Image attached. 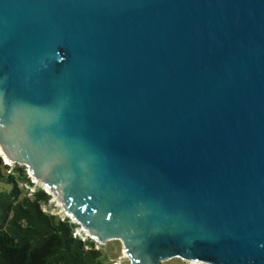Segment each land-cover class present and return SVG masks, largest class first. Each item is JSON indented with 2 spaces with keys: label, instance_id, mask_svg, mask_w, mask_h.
Instances as JSON below:
<instances>
[{
  "label": "water",
  "instance_id": "1",
  "mask_svg": "<svg viewBox=\"0 0 264 264\" xmlns=\"http://www.w3.org/2000/svg\"><path fill=\"white\" fill-rule=\"evenodd\" d=\"M0 155L131 264H264V0H0Z\"/></svg>",
  "mask_w": 264,
  "mask_h": 264
},
{
  "label": "trees",
  "instance_id": "2",
  "mask_svg": "<svg viewBox=\"0 0 264 264\" xmlns=\"http://www.w3.org/2000/svg\"><path fill=\"white\" fill-rule=\"evenodd\" d=\"M9 170L0 155V264H111L94 241L75 236L79 225L44 211L43 189L28 196L26 167Z\"/></svg>",
  "mask_w": 264,
  "mask_h": 264
},
{
  "label": "rangeland",
  "instance_id": "3",
  "mask_svg": "<svg viewBox=\"0 0 264 264\" xmlns=\"http://www.w3.org/2000/svg\"><path fill=\"white\" fill-rule=\"evenodd\" d=\"M20 167H24V166H20ZM34 185H35L36 191L40 188L43 189V186L38 182L34 183ZM22 186H23V184H22ZM48 196H49L48 202L43 204L44 211H46L50 214H53V215L60 216L62 219L68 218V217H66L65 213L61 210V207L59 206L57 201L54 199V197L50 196V195H48ZM71 222H73V221H71ZM85 238H87V237H85ZM94 242H95L96 249L103 251V253L105 254L106 260L109 263H111V264H131L130 260L128 259V257L126 256V254L124 252V247L120 241H117V240L109 241L104 245L99 244L96 241H94ZM161 264H203V263L190 262V261L182 260L180 258H173L170 260H166V261L162 262Z\"/></svg>",
  "mask_w": 264,
  "mask_h": 264
},
{
  "label": "built area",
  "instance_id": "4",
  "mask_svg": "<svg viewBox=\"0 0 264 264\" xmlns=\"http://www.w3.org/2000/svg\"><path fill=\"white\" fill-rule=\"evenodd\" d=\"M7 166H10V170L8 172H12L14 165L13 164H7L5 163ZM28 177L30 178V183L29 184H23L24 188H26V192L28 194V196L32 197L35 192H36V188L34 183H37L27 172ZM75 236L81 238L83 241H85L88 237L85 236V234L83 233V231L80 229V227L78 229H76L75 231ZM87 237V238H85Z\"/></svg>",
  "mask_w": 264,
  "mask_h": 264
}]
</instances>
